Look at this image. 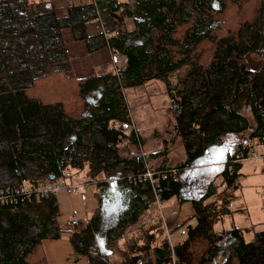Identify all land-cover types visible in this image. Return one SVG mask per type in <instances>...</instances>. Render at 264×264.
<instances>
[{"label":"trees","instance_id":"trees-1","mask_svg":"<svg viewBox=\"0 0 264 264\" xmlns=\"http://www.w3.org/2000/svg\"><path fill=\"white\" fill-rule=\"evenodd\" d=\"M32 2L0 0V171L6 177L0 193L23 181L41 183L50 175L58 179L69 170L86 171L87 179L96 181L97 207L69 242L90 264L93 258L111 264L117 236L154 199L151 185L138 176L147 162L167 154L163 148L141 155L138 136L126 134L123 90L157 80L166 87L186 159L172 168L151 169L167 173L155 190L162 202L190 203L197 223L181 243L171 247L163 241L154 248V264H171L173 255L179 264H264V231L250 242L236 226L213 231L215 219L230 213L225 191L217 193V179L230 187L239 176L238 155L264 143V0L115 3L111 13L120 11L133 25L108 41L124 63L115 72L80 79L72 76L65 58L50 56L63 22L39 14ZM27 13L29 19L23 16ZM26 21L31 26L22 34ZM33 31L42 46L36 51L42 57L39 67L13 57L17 40H28ZM182 67H188V84L179 89L168 76ZM40 69L44 72L36 77ZM123 142L135 149L121 148ZM213 195L221 204L208 202ZM59 215L56 195L0 206V264H47L42 244L61 238ZM176 217L167 218L171 229ZM155 235L145 237L143 248L154 244Z\"/></svg>","mask_w":264,"mask_h":264},{"label":"crops","instance_id":"crops-1","mask_svg":"<svg viewBox=\"0 0 264 264\" xmlns=\"http://www.w3.org/2000/svg\"><path fill=\"white\" fill-rule=\"evenodd\" d=\"M126 2L133 3V0H46L45 2L39 3L33 1L32 3H35L38 7L37 12H39V14H50L57 20H61L64 24L63 28L60 30V39L55 40L58 41L59 44L57 43L50 48L51 59L58 60L65 58V61L67 62L66 66L69 68L72 76L77 79L111 72V64L116 59V56L112 53V50L108 45V41L116 35L117 30L123 29L124 26L129 28L127 25L122 23L124 21L121 19H125L128 22L132 21L131 19L121 16L120 11L111 13L110 9L115 6V3L121 4ZM109 12L111 15L107 16V13ZM125 91L126 89L123 90V95L125 103L128 107ZM116 125L119 126V124ZM154 130H156V128ZM152 133L153 132H150L149 135L153 137L154 133L153 135ZM259 147L264 149V143L258 146V148ZM168 156L169 154L167 153L164 159L162 157L157 158L156 160L154 159L153 161H157V163H154L151 168H172L186 159V156H181V160L171 164ZM148 166H150V164ZM80 173H84L85 175L86 171H82ZM238 174L239 176L230 187H228L220 179H217L216 181V184L218 185L217 193H221L223 191L226 193L225 200H229L227 209L230 213L222 214L215 219L213 224V231L215 233L229 229L232 226L248 230V232L257 228V230L255 229L254 234L256 232L264 231V161L262 165L258 167H251L248 164L241 163ZM250 178L256 179V181L250 180ZM234 185L236 186L235 188H233ZM250 187L257 190V193H255L252 197L257 201V203H255L256 206L248 198ZM245 190H247L248 193L245 192ZM94 191L95 186L91 187L89 190V192H91L89 197L85 192L77 195H66L61 192L60 194H63L61 197L60 195L56 196L58 198L60 197L57 199L59 203V210L60 207L64 208L63 206H65V202L71 207L72 211L76 213L80 212L81 207H83L80 213L82 218H78L75 215L70 216V218L75 217L79 220L82 224V230L85 229L87 220L91 217L97 207L96 200L93 196ZM242 193L243 195H241ZM240 199H242L241 203L237 205V202ZM208 202H215L219 205L221 204V199H217L216 195H213ZM184 204H188L191 207V210L188 209V211L191 212L189 214V218L194 219L195 224H187L190 220H186L177 226L180 227L185 224V229L188 227H194L197 222L193 217L194 213L191 204L188 202L179 204L178 199L176 198L164 202L161 210L163 219H167L172 215L165 213L166 206L175 207L178 205V207H180ZM170 212L171 211H169V213ZM174 214L177 216V213ZM157 215L158 213L154 209H147L141 213L138 221L124 234L117 236V239L111 248L113 253L110 257L113 260V264H123L132 257L141 258L136 264H154L152 259L154 248L158 247L163 241L168 242V240L164 239V237H161V240H158L156 232L161 229V222L156 218L158 217ZM68 219H66L65 222ZM181 228L182 227L179 229ZM60 229L62 233L60 239L45 241L42 244V250L47 264H63L65 256L62 254V248H65L66 245L63 247V245H60V242L65 241L69 246V236L72 231L66 227L65 223H60ZM248 232H246V234ZM153 233L156 234L154 244H151L148 249L143 248L145 245V237H148V235H152ZM246 234L244 235L245 240L247 242L252 241L254 234L250 239H246ZM174 235L175 234H172V236ZM184 239L185 238L177 240V242H174L173 244H179ZM69 248L70 251L67 247L66 252L70 253L72 256L73 249L71 244ZM88 262L90 264L91 260L88 259ZM92 262L94 264H100L96 258H93Z\"/></svg>","mask_w":264,"mask_h":264},{"label":"rangeland","instance_id":"rangeland-1","mask_svg":"<svg viewBox=\"0 0 264 264\" xmlns=\"http://www.w3.org/2000/svg\"><path fill=\"white\" fill-rule=\"evenodd\" d=\"M23 16L24 17L27 16L26 18L29 19V17H31L32 15L30 13H27V14H24ZM121 20L124 21V22H122L123 24H125L129 27V28H126L124 26L125 28L123 27V29H121V31L128 30V29H131L133 27L132 22H128L125 19H121ZM23 23L24 24L20 28L21 31L23 32L22 34L27 32L29 30V27L31 26L28 21L23 22ZM9 28L10 27L8 26L7 30ZM31 34L33 35V37L29 38L28 40L23 39V36H21L20 39L17 40V41H19L18 52L16 50L14 53L15 55L13 57L18 56L19 58L28 59V61H31L32 64H35V66L39 67L40 62H42V57L39 55V53H36V51L38 49H40L42 46H39V44L37 42L38 40L36 37L37 36L36 32L33 31ZM6 39H8V38L3 39L2 41H5ZM10 40H13V39H10ZM14 40L16 41V39H14ZM250 60H251V65H253L252 67L256 68V66H255L256 63L254 62V60L253 59H250ZM250 60H249V62H250ZM123 61H124L123 57L116 56V59L111 64V66H112L110 68L111 72L112 71L115 72L116 69H119L123 65V63H124ZM187 70H188V67H182L178 71L170 74L168 76V79H169L171 85H173L179 89H183L184 85L187 86V84H188L187 80H186ZM42 72H44V70H42V69L37 70L34 73V75L36 77L40 76L43 74ZM125 95H126L125 96L126 100L128 102L127 117L129 119V124L124 125L123 127H124L126 134H129L130 132L134 131L135 134L138 136L137 140H138L139 144L137 146V149L141 153V155L146 156L150 153L160 151L161 149L164 148L167 150V153L169 154L168 159H170L171 164L181 160V156L185 157L186 156V155H184L185 149H184L183 145H181V138L179 139V136L177 135L176 131H174L175 121L171 116L170 98L166 92L165 85L162 82L155 80V81H151L148 84H145L142 86H138L135 88H127L125 91ZM155 128H156V130H154ZM150 132L154 133V135L152 133L153 137L149 135ZM244 137L246 138V135H244ZM231 138L232 137H225L224 139L226 142H229V144H231L233 142V140ZM258 146H260V145H255V148L253 150H256L258 152H262L263 148H261V147L258 148ZM121 148H123V149L128 148V149L134 150L135 146H129L126 144V142H123V144L121 145ZM263 161H264V159H262V160L261 159H249V160H243L240 162L242 164H248L251 167L252 166L258 167V166L262 165ZM148 163L150 164V166H148L149 165ZM154 163H157V161L151 160V161L147 162L146 163V164H148L147 168L149 170H151L152 169L151 166L154 165ZM73 173H74L73 174V180L75 183L82 184V182H85L87 180L86 176H88V175H86V174L84 175V173H75V172H73ZM101 176H103V175H101ZM5 180H6V177L2 176V172L0 171V182L5 184L4 183ZM250 180L256 181V179H252V178H250ZM249 189H250V192L248 194L249 195L248 198L255 205V203H257V201L254 200L252 197L255 193H257V190L254 189L253 187H250ZM245 192H247V190H245ZM60 193L61 192L57 193L56 196L60 195V197H61L63 194H60ZM62 193H64V192H62ZM81 193H84V191H82ZM85 193L89 197L91 192L87 191ZM243 193H244V191H243ZM243 193L241 195H243ZM74 195H77V194H74ZM56 198L59 199L58 197H56ZM241 200L242 199H240L237 202V205L241 203ZM63 207L64 208L60 207V215H59V222L60 223H66L65 220L70 218V216H72V215H75L78 218H82L80 216V213H81V209L83 207H81L80 212H77V213L72 211L71 207L68 206L66 202H65V206H63ZM180 207H178V205H176L175 207H171V206L165 207V213L166 214H170V215L172 214L173 215L174 213H177V217L175 219L174 226L172 227V229L170 227H168L167 219H164L163 221H161V224H160L161 229L158 232V240H161V237H164V239L168 240V236L170 235L169 240H170L172 246L175 245L173 243L177 242V240H182L183 238H185L186 225L184 224V225L180 226V227H182L181 229H179L180 227H178L177 225L182 224L183 221H186V220H190L189 223H187V224H191V225L195 224V220L189 218L190 217L189 214L191 212L188 211V209L191 210V207L188 204H184ZM169 211H171V212L169 213ZM254 215H255V213H254ZM79 228H81V226ZM255 229L257 230V228H254L249 232H248V230L243 229L244 235L246 234V232H248L246 234V239L251 238V236L255 232ZM178 232L181 234H178ZM172 234H175V235L172 236ZM60 243H61L60 245H63V247H65V245H66L65 248H62L63 249L62 254L65 256L63 264H89L87 257L81 256V255H76L74 252L72 253V256H71L70 253L66 252L67 247H68V250L70 249L69 248L70 244L68 246V243H66L65 241L60 242ZM109 260H110L111 264H113V260L111 257H109Z\"/></svg>","mask_w":264,"mask_h":264},{"label":"built area","instance_id":"built-area-1","mask_svg":"<svg viewBox=\"0 0 264 264\" xmlns=\"http://www.w3.org/2000/svg\"><path fill=\"white\" fill-rule=\"evenodd\" d=\"M36 2H45L46 0H33ZM249 159H264V149L262 152L256 150L250 151L246 156L243 153L238 155V161L249 160ZM171 173H174L171 171ZM167 173L163 172H153L146 167V171L138 176L139 180L143 182H148L151 185L154 192V199L151 203L148 204V209H154L158 213V220L163 221L161 214L162 207L164 202L161 201L159 195L156 193L155 186L158 179L165 178ZM96 181L93 179H87L82 184H77L73 180V173L71 171H66L61 178H51L47 179L42 183H31L28 181H23L18 187L11 191L1 192L0 193V206L16 203L18 200L26 201H39L50 195H56L59 192H64L67 195L80 194L82 191L87 192L91 187L95 186ZM66 227H68L73 233L79 232L82 230V224L75 217H71L66 221ZM81 226V228H79ZM187 229L185 230V232ZM180 232V231H179ZM178 234H181L179 233ZM170 235L168 236V243L172 247V244L169 240ZM171 264H179L175 262L174 255Z\"/></svg>","mask_w":264,"mask_h":264},{"label":"water","instance_id":"water-1","mask_svg":"<svg viewBox=\"0 0 264 264\" xmlns=\"http://www.w3.org/2000/svg\"><path fill=\"white\" fill-rule=\"evenodd\" d=\"M51 178H54V176H53V175H50V176L48 177V179H51Z\"/></svg>","mask_w":264,"mask_h":264}]
</instances>
